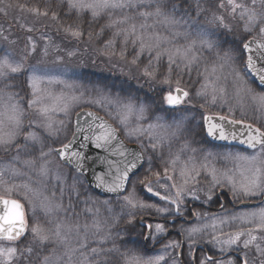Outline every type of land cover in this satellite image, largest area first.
I'll use <instances>...</instances> for the list:
<instances>
[{
	"label": "snow or ice",
	"instance_id": "snow-or-ice-1",
	"mask_svg": "<svg viewBox=\"0 0 264 264\" xmlns=\"http://www.w3.org/2000/svg\"><path fill=\"white\" fill-rule=\"evenodd\" d=\"M195 2L199 15L204 9L201 0ZM61 3L67 4L69 12L75 10L78 17L84 13L93 20L102 15L109 17L107 27L113 31L104 44V53L109 58L118 56L128 60V49H132L128 62L161 87L158 108H163L164 115L153 113L148 121L151 107L131 96L97 89L93 96L85 98L83 93L77 96L66 91L76 86L66 78L67 68L61 67L64 57L53 58L55 69L47 67L49 45L41 53L40 63L44 67L37 65L28 71L24 59L37 52L35 42H30L21 59L8 51L0 55V152L15 153L12 159L18 160L21 152L39 146V157L44 161L35 181L11 163L0 165V264H32L33 256L37 264H165L171 255L169 250L181 247L179 241H168L154 255L135 248L121 249L114 243L106 246L112 239L111 228L107 227L109 220L115 225L123 217L133 224L138 215L153 213L165 220L183 218L185 224H189V216L194 218L188 227L181 228L185 238L192 241L188 247L190 258H195L196 238L204 239L205 233L209 237L206 243L219 253H237L228 259L209 255L200 264H264V89L256 91L235 67L240 54L244 69L264 85V0H226V4L225 0H219L216 8L221 12L226 10L233 20L242 22V31L252 37H245L239 46L227 49L207 28L198 26L192 31V25L183 17L177 18L187 0H61ZM125 9L129 11L124 12ZM114 10L122 13L117 19H112ZM27 11L35 16L50 15L47 8L41 11L38 7H28ZM0 12L7 14L5 9ZM51 18L57 20V13L53 11ZM208 23L229 33L233 31L225 16L217 12ZM158 26L168 34H162ZM27 31L33 29L28 27ZM63 31L77 41L85 36L79 25H65ZM86 35L89 41L93 39L92 32ZM75 55L74 51L68 52L69 57ZM144 56L146 63L141 60ZM162 60L166 61L163 72ZM22 75V85L12 83ZM185 76L189 80L195 76L192 82H199V87L193 91L181 87ZM17 87L26 90L28 99L24 105L20 103L21 92L13 91ZM82 104L103 111L107 119L92 111L77 114L75 128L71 129V111ZM178 109H182L179 115ZM193 109L200 116L199 122ZM61 114L63 118H57ZM81 119L85 123L81 124ZM145 121H148L146 125ZM197 128L214 140L235 141L251 151L198 150L191 140L199 135ZM61 135L65 137L63 140ZM49 139L59 146L48 144ZM126 140L137 147H128ZM179 140L183 144L174 153L173 143ZM89 146L103 153L92 164L82 151ZM147 153L159 154L163 167L155 171L150 166V177L134 181L132 176L145 159L149 165L152 163L153 156H146ZM53 154L71 166L76 175L66 176L50 168ZM217 160L225 161L230 167L218 168ZM24 163L28 167L35 161ZM96 163L104 166L98 174L93 167ZM88 171L93 174L95 188L116 193L117 199L123 201L117 212L107 200L86 199L82 212L90 214L91 224L81 223L82 212L77 211L79 197L86 195L81 178ZM52 179L56 184L48 183ZM137 183L163 201V206L139 198ZM224 188L234 203L258 202V206L212 217L185 206V197L201 201L198 193L202 192L201 203L212 202L216 191ZM216 202L219 203L218 197ZM100 207L108 213L103 221ZM41 216L47 227L41 223ZM143 227L150 234L145 238L153 241L168 234L162 223H156L155 227L146 223ZM29 236L33 243L21 248L22 238L26 240ZM171 264L182 262L171 256Z\"/></svg>",
	"mask_w": 264,
	"mask_h": 264
},
{
	"label": "rangeland",
	"instance_id": "rangeland-1",
	"mask_svg": "<svg viewBox=\"0 0 264 264\" xmlns=\"http://www.w3.org/2000/svg\"><path fill=\"white\" fill-rule=\"evenodd\" d=\"M45 1L51 2V3L56 2L57 4H66V3H61V0H45ZM218 2L219 0H217L215 3L201 4V7L204 9V11L200 12L199 15H197L196 3L195 2L191 3L187 1V3L183 5L182 10L177 13V18L183 17L184 20L188 22V24L192 25V28L190 29L192 31L195 30V27L202 26V27L207 28L210 32L215 33L214 38L218 39V41L222 44V46L225 49L232 48L234 46H239L241 44V41L245 37H247L248 39L252 38L251 35L246 34L242 31V27H243L242 22H240L239 20H233L228 15V12L226 10L221 12L220 10L216 8V4ZM245 2H247V0H245ZM225 4H226V0H225ZM20 6L21 5L10 3L7 0H0V9H5L7 12L6 15L4 14V12H0V19H1L0 20V55H3L5 51H8L13 54L14 58L21 59L22 57H25L27 50H28L27 46L30 44V42H35L37 45V52L31 55H27L26 59H24L25 70L28 71L33 66L38 65L40 67H44V65L40 63L42 59L41 53H42L43 47L45 45H49L50 54L46 58L47 67L49 69H55L56 66L51 63L53 58L55 56L64 57V64L61 67L67 68L68 75L66 78L69 80L70 83H73L76 86L74 89L66 90V91H69L70 93L74 92V94L77 96H80L81 93H83L85 98H89L93 96L95 94V90L97 89L103 90L107 93L121 95L120 92L122 91V88L124 86L122 85V83H123V80H126L124 81V83L126 84L125 87L127 88V93L129 94L128 96H131L137 99L140 103H144V104L147 103V100H151V99L153 100L150 101V103L156 102L154 101V97H157V100H159L157 101L158 103L160 102L161 87L158 84H153L146 77H143L140 74V71L128 62V60L131 59V52H132L131 48L128 49V52H129L128 60H121L119 59L118 56L109 58V56L104 53V45L101 44V41L104 40V44H105L107 40L110 38L111 33L113 31L112 29H109L107 27V24L109 22L108 16L102 15L100 18L95 19V20H93L90 14L88 13H84L83 15L79 16L78 19L81 20V24L79 26L81 28L83 25L86 26V30L82 28L83 31L85 32V36L82 37L79 41H77L67 36L64 33L63 31L64 24L62 22H60L58 19L53 20L51 18V13L53 11L57 13L55 8L52 9L49 6H43L41 8V11L47 8V10L50 13L48 17H44V16H35L32 13H29L26 7L24 8V10H22ZM140 10L142 11L144 9L141 8ZM128 11L129 10L127 9L124 10V12H128ZM214 12H217L218 14H222L225 16V22L229 23L233 27L232 32L230 33L226 32L223 28H220V27H217L215 25L208 23V20L212 18V14ZM67 15L69 17L71 15L77 16L75 13V10L69 12ZM121 15L122 13L120 10H114L112 13V19H117ZM3 19L6 20L7 22L5 21V23H2ZM11 26L14 27L15 29L21 30L23 34H26L24 41L20 40L18 36L14 37L12 33L10 34V32L12 31ZM5 27L8 29L9 34L5 32ZM28 27H31L33 31L31 32L27 31ZM158 28H160V26H158ZM101 30H103L102 34H101ZM160 30L162 34L164 35L168 34L162 28H160ZM88 32L93 33V39L91 41H89L87 38L86 34ZM5 37H7V39H5ZM257 38L259 39L260 37L257 35ZM57 47L59 48V51L56 50ZM117 47L118 48L120 47L119 41H117ZM70 51H74L76 55L69 57L68 52ZM241 59H242L241 55L237 54V63L235 67H237V69L241 71V74L244 75L245 79L249 81L251 86H253V84L251 83L252 79L249 77L247 71L244 69L243 63L240 62ZM141 60L144 61V63H146L147 57L146 56L141 57ZM165 64H166V61L162 60L161 66H160L161 72L164 71ZM225 71L227 72L228 70L226 69ZM88 73H91V75H89ZM93 74L99 75V76L106 75L108 77L106 86L97 84V82L93 80L94 78ZM23 79L24 77L22 75L20 78L13 80L12 83L15 85H22ZM195 79H196L195 76L192 78V80H189V78L185 76L184 79L181 81V87H185L189 91H193L194 89L199 87V82L197 83L192 82V81H195ZM230 81H231V77L229 78V84H230ZM200 82H202V78ZM57 87L62 88V86H57ZM173 87H175V85H173ZM13 91L21 92L20 103L24 105L26 103V100L28 99V97L25 94L26 90H21V88L17 87V88H14ZM147 94L148 96L149 95L151 96L146 97L145 95ZM150 105L156 106V103L150 104ZM83 109L97 110L101 112L103 116H105V113L97 109L96 107L92 105H88V104H82L72 109L71 114H70V118L72 122L74 120L76 113ZM154 112L155 110L151 108V111L148 113V121L152 120V114ZM181 112H182V109L176 110L177 115L181 114ZM192 112H193V115L195 116L196 121L199 122L200 116L196 114V110L193 109ZM237 115L239 114L237 113ZM57 118H63L62 114L58 116ZM148 121L144 122L145 125L147 124ZM169 122H170V118H169ZM25 124L27 125V119H25ZM70 128L73 129V123L70 125ZM196 131L199 132V135H194L193 137H191V140L193 141V147L197 148L198 150L213 152V153L246 152V151H242L236 148H231V149L229 148H226V149L209 148V147H202L200 144L198 146H195V143H199V141H203L205 143L208 142V140L205 138V132L201 131L199 128H197ZM194 137L198 139H194ZM64 138L65 137L61 135L60 139L63 140ZM68 138L69 139L71 138L70 133L68 135ZM19 140L22 141L23 136H21ZM47 143L51 144L53 147L59 146L58 143H53L51 139H49ZM182 144H183V140L174 142L172 146V151L174 153L179 151V148L182 146ZM45 151H47V148H45ZM14 154L15 153L0 152V165L11 163L16 168L20 169L21 171L27 172L30 176L33 177V180L35 181L37 179L36 172L39 169L40 165L44 162L39 157V146H37L35 149L30 148L27 151L21 152L18 160L12 159V156ZM147 155L153 156L152 163L151 165H149V167L152 165H154L155 167V165H157L159 168H162L163 163L160 160L159 154L147 153L146 156ZM164 158L167 159L166 151L164 153ZM33 160L35 161L34 165L28 166V167L25 166V163H24L25 161H33ZM48 166L52 168L54 171L63 172L66 176L76 175V173L72 172V169H70L67 166H64L62 162L57 157H55L54 154L51 157V163H49ZM216 166L221 169L225 167H230V165H227V163L222 160H217ZM23 179H26V177H24ZM81 179L83 180V190L86 192V195H82L79 197V204L77 206V211L82 212V210L85 207L84 201L86 199L91 198V199H99L100 201L107 200L112 205V207L117 212H119L120 210L119 206L123 203L122 200L102 199V198L94 197L92 193L88 190L85 179L83 177ZM48 183L50 185L56 184V181L52 179L48 181ZM142 187H144L142 184L137 183L136 191H137L138 197H139L138 189H141ZM221 190L228 192V189L224 188V189H218L216 191V194ZM0 193H2V190H0ZM145 194L146 196L148 195L150 197V202L146 201L147 203H155L158 206H163L164 203H162L157 197L152 196L150 193H147L146 191H145ZM198 194L201 196V201H202L204 199L203 193L200 192ZM73 199L75 200L76 198L73 197ZM141 199L145 200L144 198H141ZM185 202L187 203V202H194V201H191L188 197H185ZM195 202H199V201H195ZM88 206L91 207L92 205L89 204ZM241 211H245V210L239 209L236 211H231L230 213L232 212L238 213ZM152 215H156V214L153 213ZM222 215L227 216V214L225 215V213ZM30 216H31V213H29V217ZM100 216H101L102 221L105 217L108 216V213L105 212L103 207H100ZM144 216H147V215H144ZM208 216L211 217L210 215ZM139 218H142V217L138 215L135 221H138ZM40 219H41V223L45 224V226L47 227L42 216ZM80 221L81 223H84L85 221H87L89 224H91L90 214L82 212ZM135 221L133 222V224H128L127 220L121 217L120 222L113 225L111 220H109L107 227L111 228L112 239L109 240L106 246L111 247L114 243L115 246L118 247L117 242L118 244L120 243V238L117 235V233H120V231H118L119 227L122 224L125 225L126 223H127L126 225L130 227L134 225L135 227H138L137 226L138 223L135 224L136 223ZM208 238L209 237L207 233H205L204 239H200L199 237H197L196 239L198 242L194 244L193 247L200 243H204L207 245L208 243H206V240ZM29 239L31 240V238L28 237L27 240ZM32 243L33 242L31 240L30 242L25 243L24 246L27 244H32ZM190 244H192V241L187 240V245L189 246ZM128 246H130V248L134 247L132 241H131V245H128ZM171 256L172 255H170L166 259L165 264H171ZM32 264H37L35 256H33L32 258Z\"/></svg>",
	"mask_w": 264,
	"mask_h": 264
},
{
	"label": "flooded vegetation",
	"instance_id": "flooded-vegetation-1",
	"mask_svg": "<svg viewBox=\"0 0 264 264\" xmlns=\"http://www.w3.org/2000/svg\"><path fill=\"white\" fill-rule=\"evenodd\" d=\"M253 88L256 91H260L261 87H259L255 82H253ZM223 191V190H221ZM219 191L212 202H206L201 203L199 202H187L185 204L186 208L188 210H195L198 212L206 213L207 215L217 216L222 215L225 213V215L229 214L231 211L239 210L238 205L240 203H234L232 196L227 192L220 194ZM219 198V203L216 202V198ZM164 203L163 201H161ZM256 206H258V202H255ZM223 204L225 207H221L220 205ZM254 208V207H253ZM241 210H247V209H241ZM185 215L187 216L188 213L186 212ZM193 217L189 216V224L193 222ZM137 226L139 227V231L141 232V241H140V251L149 254L154 255L159 253L163 247L164 244L167 243L170 240H176L179 241L181 244V247L175 251L169 250L172 256L178 257V259L182 262V264H200V261L209 255L214 256V258L219 259H228V258H234L237 253L233 252L231 254H221L219 253L218 249H216L213 246L206 245L204 243H200L193 247V253L195 258H190L188 255V245H187V239L185 238L184 234L181 232L182 227H188L189 224H185V221L183 218L175 217L165 220L162 216H156V215H147L142 218H139L138 221H135ZM146 223L153 224V227H155L156 223H162L165 224V227L167 229V235L163 237H158L155 241L149 239L148 242H146V236L147 231L144 230L143 225ZM227 231V229H226ZM154 234V233H153ZM203 246L204 249H200L199 247Z\"/></svg>",
	"mask_w": 264,
	"mask_h": 264
},
{
	"label": "trees",
	"instance_id": "trees-1",
	"mask_svg": "<svg viewBox=\"0 0 264 264\" xmlns=\"http://www.w3.org/2000/svg\"><path fill=\"white\" fill-rule=\"evenodd\" d=\"M7 1L10 2V3H13V4H17V5H24L26 8H28V7H38V8L41 9L43 6H49L52 9L55 8V10L57 11V15L59 17L58 20L64 24L63 26L68 25V24H72L74 26L81 24V20L78 19V16L71 15L69 17L67 15L69 12L67 10V5L66 4H57L56 2H52L51 3V2H46L45 0H7ZM187 1L193 3L190 0H187ZM5 21L6 20L3 19L2 23H5ZM8 24H10V23H8ZM11 28H12V31L10 32V34L12 33L14 37L18 36L20 38V40L24 41L26 34H23V32L21 30L15 29L12 26H11ZM82 28L86 30V26L83 25ZM5 32L8 33V29L6 27H5ZM101 44L104 45V40L101 41ZM88 74L91 75V73H88ZM93 77H94L93 80L95 82H97V84L102 85V86H106L107 80H108V77L106 75L99 76V75L93 74ZM124 81H126V80H123L122 85H124V86H123L122 91L120 93H121V96H128L129 94L127 93V88L125 87L126 84L124 83ZM145 96L146 97H150L151 95L148 96V94H147ZM152 100L153 99L148 100V101L150 102ZM154 101L157 102L159 100H157V97H154ZM95 111L100 113L101 115H103L101 112H99L97 110H95ZM158 112L164 114L163 108H161ZM206 144L210 145L208 142H206ZM148 167H149V164L146 165V167L143 170L142 174H140L137 178H135L134 181L138 180V179H143L145 176H150V173L148 171ZM151 167L155 171H160L161 170V168H159L157 165H155V167H154V165H152ZM162 167H163V165H162ZM88 190L92 193V195L94 197L99 198L89 188H88ZM138 194H139L140 198H144L145 199L144 201H150V197L148 195L146 196V194H145L144 187H142L141 189H138ZM125 225L122 224L119 227V230H118V231H120V233L118 235V237L120 238V243L118 244V242H117L118 247L123 249V248L127 247L128 245H131V241H132V243L134 245V247L133 246L132 247L139 250L140 249V241H141V232L139 231V227H135V225L131 226V227L130 226L127 227ZM29 238H31V237L29 236ZM30 241H31L30 239L29 240L23 239L21 244H20V247L23 248L24 244L27 243V242H30Z\"/></svg>",
	"mask_w": 264,
	"mask_h": 264
},
{
	"label": "water",
	"instance_id": "water-1",
	"mask_svg": "<svg viewBox=\"0 0 264 264\" xmlns=\"http://www.w3.org/2000/svg\"><path fill=\"white\" fill-rule=\"evenodd\" d=\"M213 1H215V0H201V2H213ZM245 55H246V54H245ZM250 74H251V73H250ZM251 75H252V74H251ZM252 76H253V75H252ZM254 79H255V80L258 82V84H259L258 78H255V77H254ZM259 85H260V84H259ZM260 86H261L262 88H264V85H260ZM88 111L95 112V111H93V110L84 109V110L79 111L77 114H81V115H82V114H84V113H86V112H88ZM95 113H96V112H95ZM77 114H76V115H77ZM97 114H98V113H97ZM76 115H75V117H74V122H73V124H74V128H75ZM98 115H99V114H98ZM100 116H101V115H100ZM102 117H103V116H102ZM83 123H85V121H84L83 119H81V124H83ZM208 138H209L213 143L218 144V145L235 146V147H240V148L247 149L245 145H241V144H239L238 142H235V141H233V142H226V141L214 140L213 138H211V137H209V136H208ZM125 143H126V142H125ZM126 144H127L128 147H130V148L137 147L136 145H130V144H128V143H126ZM247 150H249V149H247ZM82 151H85V152H86V155H88V157H89V163H90V164H92V162L95 160V158H96L97 156H102V155H103L102 152H99L98 150H96L94 147H91V146H89V149H87V150H82ZM62 163H63L64 165H66L64 161H62ZM144 164H145V161H144V163H143L140 167H138V169L135 170V172H134V174H133V176H132V179H133L135 176L139 175V174L142 172L143 167H144ZM67 166H69V165H67ZM69 167L71 168V166H69ZM93 167H94V169H95V171H96L97 174L104 170V166H102V165H100V164H98V163L93 164ZM84 178H85V180H86V183H87L88 187H89L94 193H96L97 195H99L100 197H102V198H117V194H116V193H106V192H102V191H101L100 189H98V188H95V181H94L93 174H92L91 171H88L87 174L84 176ZM223 193H224V192H223ZM220 194H222V192H221ZM120 195H123V193L120 194ZM254 206H255V203H253V204H240V205H239V208H240V209H243V208H252V207H254ZM149 235H150V234L147 232V236H146V237H148ZM148 240H149V239H146V242H148ZM199 248H200V249H204L203 247H199Z\"/></svg>",
	"mask_w": 264,
	"mask_h": 264
}]
</instances>
